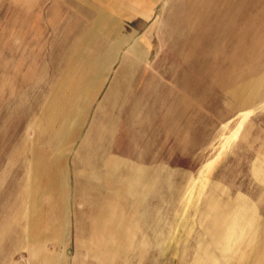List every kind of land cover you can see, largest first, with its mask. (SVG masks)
Segmentation results:
<instances>
[{"label":"rangeland","instance_id":"obj_1","mask_svg":"<svg viewBox=\"0 0 264 264\" xmlns=\"http://www.w3.org/2000/svg\"><path fill=\"white\" fill-rule=\"evenodd\" d=\"M109 6L85 27L84 1L0 0V264H42L39 235L70 264H264V0ZM110 160L120 236L81 186Z\"/></svg>","mask_w":264,"mask_h":264},{"label":"crops","instance_id":"obj_2","mask_svg":"<svg viewBox=\"0 0 264 264\" xmlns=\"http://www.w3.org/2000/svg\"><path fill=\"white\" fill-rule=\"evenodd\" d=\"M81 2L84 1L86 8L88 9L87 11V18L89 20V23L87 25H85V27H104L106 25V21H115L118 22L113 15L109 14L108 8L110 7L109 5L111 4H121L123 2V0H80ZM150 0H132V2H135V4H147ZM109 6V7H107ZM143 52V50L141 51ZM135 56L137 57H143L144 53H140L138 51L133 52ZM114 116V114H113ZM104 123L102 124V128L99 130V128L95 127L97 130V138H99V140H105L108 137H106L104 139V134L109 133L110 131H112V127H113V123H112V119L110 118L109 120H107V122L103 121ZM104 133V134H103ZM89 143L87 145H85L86 147H88ZM96 148V147H94ZM83 161L85 162V158H83ZM106 171H101V169H99V167H93L92 170H97L101 173V175L103 174V181H102V177L100 176V180L101 182L99 184L94 183L91 179L87 178L85 179V174L83 175V178L81 180V186L84 188V191H91V190H98L102 193V198L99 200L98 202V208H97V213H95L94 215V223H93V228L95 229V231H100L101 233L104 232L106 233V231L108 232V230L105 231L106 228H109L111 231L114 232V234L117 235V233L120 236V228L116 233V230L111 227L112 225H115L116 222V218H120V215L116 214L115 208L113 206H111L112 203H114L116 205V198H117V191H112L111 190V175L115 174V171L117 170H121V163H119L118 161H106V163L104 164ZM85 169L88 170V167ZM85 172V170H84ZM108 191H112V194H109ZM85 194V193H84ZM21 195V194H20ZM67 201L69 202V198H70V194H69V189H68V194H67ZM32 198H28V200L26 199L25 195H21V200L18 203V207L16 209V213L19 215H21L23 218H26L27 215L30 218V222L32 221V218L34 217V215L36 214V211L33 210V207L31 204H26L27 201L32 202ZM68 207V204H67ZM111 210V213H108L109 210ZM107 210V211H106ZM66 214L68 212V210L66 209ZM26 216V217H25ZM58 215L56 216L55 219H52V221L50 220L47 221V224L45 226H43L44 230H48L50 232H53L54 236L57 238V240L61 243L65 242L66 239V232H67V224H66V215L65 217H61V219L63 220H58ZM65 219V220H64ZM117 225V224H116ZM41 228V226H40ZM27 229H34V225H29L27 227ZM24 230V237H26L27 235L26 233V229ZM102 230V231H101ZM116 237V236H115ZM27 238L29 240L30 236H27ZM52 237L49 236H40L39 235V247L35 248H30V255L33 258H37L39 261L42 262V264H70V260L69 258L63 256L61 253H57V252H49L46 246H43L42 243L45 242H49L51 240ZM120 238L117 242L120 243ZM3 239V238H2ZM2 239H0V244L2 243ZM53 239V238H52ZM91 243H89V247L91 249V251L95 252L97 249L95 247L92 246L93 244V240H90ZM82 243L85 246V240L82 241ZM141 248V247H140ZM122 249V245H108V247L105 248L104 250V254H103V260H109L110 256L112 257H117L119 259H123L120 255V251Z\"/></svg>","mask_w":264,"mask_h":264}]
</instances>
